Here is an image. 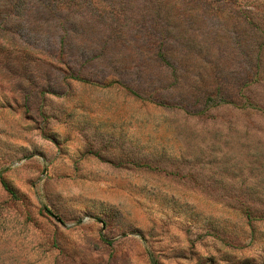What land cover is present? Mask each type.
<instances>
[{
  "label": "rangeland",
  "instance_id": "374dc122",
  "mask_svg": "<svg viewBox=\"0 0 264 264\" xmlns=\"http://www.w3.org/2000/svg\"><path fill=\"white\" fill-rule=\"evenodd\" d=\"M0 179V264H264V0H0Z\"/></svg>",
  "mask_w": 264,
  "mask_h": 264
},
{
  "label": "trees",
  "instance_id": "16d2710c",
  "mask_svg": "<svg viewBox=\"0 0 264 264\" xmlns=\"http://www.w3.org/2000/svg\"><path fill=\"white\" fill-rule=\"evenodd\" d=\"M0 183H1V185L3 186V188H4L5 190H7L10 194L13 193V192H12V189L8 186V184H7L4 180L0 179Z\"/></svg>",
  "mask_w": 264,
  "mask_h": 264
},
{
  "label": "water",
  "instance_id": "95a60500",
  "mask_svg": "<svg viewBox=\"0 0 264 264\" xmlns=\"http://www.w3.org/2000/svg\"><path fill=\"white\" fill-rule=\"evenodd\" d=\"M56 220H57L59 223H61V221H60L58 218H56Z\"/></svg>",
  "mask_w": 264,
  "mask_h": 264
}]
</instances>
